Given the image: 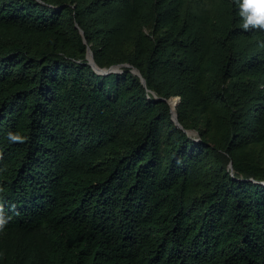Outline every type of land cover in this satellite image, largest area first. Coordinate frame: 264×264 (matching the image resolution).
Segmentation results:
<instances>
[{"label":"trees","instance_id":"1","mask_svg":"<svg viewBox=\"0 0 264 264\" xmlns=\"http://www.w3.org/2000/svg\"><path fill=\"white\" fill-rule=\"evenodd\" d=\"M239 11L0 0V264H264V29Z\"/></svg>","mask_w":264,"mask_h":264},{"label":"clouds","instance_id":"2","mask_svg":"<svg viewBox=\"0 0 264 264\" xmlns=\"http://www.w3.org/2000/svg\"><path fill=\"white\" fill-rule=\"evenodd\" d=\"M239 15L242 17L241 26L244 29L261 28L264 29V0H239ZM8 138L11 141L22 139L17 132H9ZM3 188H0V192ZM6 223V219L2 213V205H0V227Z\"/></svg>","mask_w":264,"mask_h":264},{"label":"water","instance_id":"3","mask_svg":"<svg viewBox=\"0 0 264 264\" xmlns=\"http://www.w3.org/2000/svg\"><path fill=\"white\" fill-rule=\"evenodd\" d=\"M81 33H82V35H85V32L82 29H81ZM85 43H87L86 39H85ZM88 59H89L90 64L93 66V68L101 75H110L112 73H120V72H123V67L131 66L129 64H118V65H113L109 68H102L95 61L94 53L90 47L88 48ZM132 68H133L132 71L141 77L143 84L147 85V81H146L145 77L142 75V73L140 72V70L137 69L136 67H133V66H132ZM163 100L168 101V103H170V105H172L173 120L178 127L184 129L183 125L179 121V115H178V112L176 110V107L180 101V97H174V98H171L169 100L163 98ZM186 132L189 133L190 135H192V134L197 135V133L194 131L186 130Z\"/></svg>","mask_w":264,"mask_h":264}]
</instances>
